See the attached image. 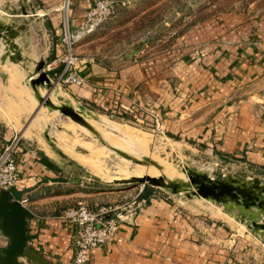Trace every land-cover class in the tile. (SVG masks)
<instances>
[{
  "label": "crops",
  "instance_id": "1",
  "mask_svg": "<svg viewBox=\"0 0 264 264\" xmlns=\"http://www.w3.org/2000/svg\"><path fill=\"white\" fill-rule=\"evenodd\" d=\"M26 1L47 39L34 49L45 56L50 77L57 78L64 67L63 18L74 27L93 0ZM114 1L116 14L135 0ZM94 34L75 43L74 52L86 60L83 82L57 84L60 96L91 114L97 110L147 129L161 127L174 142L264 174V115L255 107L259 96L252 86L264 73V45L254 42L264 37V8L227 9L185 28L161 48L118 64L83 49ZM11 53H0V151L18 137L13 156L19 181L13 194L25 197L33 214L27 221L31 245L43 264H70L75 227L58 216L60 210L80 201L94 209L121 206L138 189L94 188L79 160L65 151L57 156L25 134L23 122L35 103L23 85L26 67ZM139 197L146 201L133 220L119 223L123 239L91 249L85 264H264L263 246L253 247L249 234L235 236L229 221L196 209L192 198L152 187ZM6 243L0 227V246Z\"/></svg>",
  "mask_w": 264,
  "mask_h": 264
},
{
  "label": "rangeland",
  "instance_id": "2",
  "mask_svg": "<svg viewBox=\"0 0 264 264\" xmlns=\"http://www.w3.org/2000/svg\"><path fill=\"white\" fill-rule=\"evenodd\" d=\"M66 2L67 0H64V4ZM28 5L26 0H0V53L10 50L14 61L20 60L24 68L26 67L23 85L35 103L33 110L46 95L54 103L70 104L63 95L60 96V90L54 85L56 78L47 73L46 62H42V70L46 72L49 80L32 82L33 77L39 76L40 73L36 64L45 59L39 49H34V44L38 43V47H44L47 39L42 38L38 23L33 21L35 12ZM234 7L261 9L264 8V0H135L120 8L93 32L96 34L83 49L86 48L103 60L118 64L159 49L174 35L192 24ZM23 8L25 13L22 12ZM63 22L65 23V18ZM34 37H39V42H36ZM78 53L82 52L78 50ZM261 76L252 86L254 93L259 96V99L254 101L255 107L264 115V73ZM65 86L62 87L64 91L67 90ZM33 110L23 122L25 134L29 135L35 144L51 149L57 156L65 151L79 160L83 165V174L93 178L94 183L90 186L103 189L129 186L136 191L143 185L142 191L148 186L182 200L190 197L193 201L189 203L196 209L206 211L215 219L223 218L229 221L232 227L230 230L235 236L249 234L253 247H264V227L254 224L264 223V207H256L253 202L223 203L194 193L187 195L183 190L179 192L153 186L147 181L116 180L133 175L163 174L179 182L187 181V171L191 169L194 173L201 172L214 178L234 179V183L242 186H264V174L255 168L250 169L245 163L238 161L221 162L204 151L193 150L167 138L161 127L147 129L106 113L105 115L102 111L93 110V114L81 112L93 128L99 131L98 134L59 109L49 107L45 102L30 117ZM118 129L124 134H120ZM45 131L49 132L51 139L60 147L59 152L51 148L45 139ZM110 144L143 161L134 162L124 157ZM193 188L195 186L190 184L186 190ZM257 190V193L263 194V191Z\"/></svg>",
  "mask_w": 264,
  "mask_h": 264
},
{
  "label": "built area",
  "instance_id": "3",
  "mask_svg": "<svg viewBox=\"0 0 264 264\" xmlns=\"http://www.w3.org/2000/svg\"><path fill=\"white\" fill-rule=\"evenodd\" d=\"M128 2L130 1H122V3ZM114 13V0H93L82 19L74 27L69 25L65 16L64 27L60 35V40L65 46L61 57L64 67L62 74L54 82L55 86L60 83L81 84L83 82L84 75L80 71L85 66L86 60L73 51V46L80 38L96 31ZM254 42L264 45V37L256 39ZM261 57L264 59V49L261 51ZM17 138L15 137L10 143H7L0 151V189H7L13 198H17L13 191L19 181L17 162L13 156ZM142 188L143 185L139 187L137 195L121 206L101 205L94 209L84 201H80L60 210L58 216L75 227L72 238L73 255L70 264H85L91 249L104 244L109 239L114 238L116 241L123 239L119 232V223L125 219L133 220V217L144 205L146 199L139 197ZM17 199L23 204L27 200L25 197Z\"/></svg>",
  "mask_w": 264,
  "mask_h": 264
},
{
  "label": "water",
  "instance_id": "4",
  "mask_svg": "<svg viewBox=\"0 0 264 264\" xmlns=\"http://www.w3.org/2000/svg\"><path fill=\"white\" fill-rule=\"evenodd\" d=\"M42 66V61H38L36 64V69L40 73L39 76L33 77L32 82H38L40 79H44L46 81L49 80L46 72L42 70ZM43 102H45L51 108L59 109L63 114L70 116L73 120L77 121L81 125L99 134V131L95 129V127L93 128L91 123H89L82 115L81 112H83V106L81 104L78 106H73L65 102L54 103L48 99V95H46L37 105L30 117L37 111ZM44 136L52 149L55 151H60V147L53 139H51L48 131H45ZM100 139L102 138L100 137ZM112 147L118 151V153L124 157L132 159L134 162L141 163L143 161V159H139L134 156L132 157L127 151H124L115 145H112ZM187 175L189 180L180 182L173 178H168L163 174H147L145 176L133 175L131 177H125L116 180H119L120 182L147 181L153 186L166 187L172 191L179 192L180 190H183L185 193H187V195L194 193L222 202H226L228 200L236 201L235 194L242 193V196L245 195L244 197L249 199L250 202H253V205H256V207H264V186L258 187L255 184L250 186H242L241 184L239 185L236 183L233 185L232 182L234 179L218 177L214 178L205 173H194V171L191 169L187 171ZM190 184L194 185L195 188L186 190L189 188ZM253 187H255V189ZM246 188H249V193L247 192ZM257 189L263 191V194H260L259 192L257 193ZM32 216L33 214L29 208L21 203L19 199L11 197L7 189H0V227L3 236L7 238V243L3 246H0V264H26V262L38 264L44 263L42 255L39 254L30 243L33 234L29 231L27 221ZM254 224L264 227V223Z\"/></svg>",
  "mask_w": 264,
  "mask_h": 264
},
{
  "label": "flooded vegetation",
  "instance_id": "5",
  "mask_svg": "<svg viewBox=\"0 0 264 264\" xmlns=\"http://www.w3.org/2000/svg\"><path fill=\"white\" fill-rule=\"evenodd\" d=\"M233 185H235V183L232 182ZM247 189V188H246ZM249 188L247 189V192L249 193ZM236 201H233V200H228L226 202H223V203H228V202H233V203H240V202H243V203H248L250 202L249 199H247L246 197L242 196V193H236ZM264 204V203H263Z\"/></svg>",
  "mask_w": 264,
  "mask_h": 264
},
{
  "label": "bare ground",
  "instance_id": "6",
  "mask_svg": "<svg viewBox=\"0 0 264 264\" xmlns=\"http://www.w3.org/2000/svg\"><path fill=\"white\" fill-rule=\"evenodd\" d=\"M118 131H119L120 134H122V133L124 134V132H123L121 129H118ZM123 134H122V135H123ZM125 135H126V134H125ZM125 135H124V136H125ZM82 159H83V158H82Z\"/></svg>",
  "mask_w": 264,
  "mask_h": 264
},
{
  "label": "trees",
  "instance_id": "7",
  "mask_svg": "<svg viewBox=\"0 0 264 264\" xmlns=\"http://www.w3.org/2000/svg\"><path fill=\"white\" fill-rule=\"evenodd\" d=\"M131 123H133V122H131ZM133 124H136V123H133ZM137 125V124H136ZM43 158V160H45V158L44 157H42ZM148 188V186L144 189V191H146V189Z\"/></svg>",
  "mask_w": 264,
  "mask_h": 264
}]
</instances>
